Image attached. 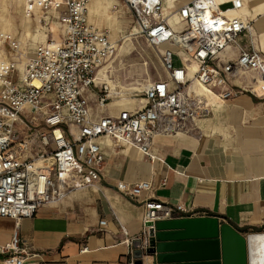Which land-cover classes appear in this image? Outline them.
Wrapping results in <instances>:
<instances>
[{
  "label": "built area",
  "instance_id": "built-area-1",
  "mask_svg": "<svg viewBox=\"0 0 264 264\" xmlns=\"http://www.w3.org/2000/svg\"><path fill=\"white\" fill-rule=\"evenodd\" d=\"M89 1L23 0L25 18L39 13L41 23L55 20L63 31L59 41L47 40L31 54L22 40L0 33V217L17 227L38 209L77 189L99 190L102 182L132 201L144 194L141 232L129 237L119 228L130 247L126 264H134V249L148 246L156 224L184 209L151 197L149 182L105 178L97 139L105 136L115 147L129 145L153 161L157 135L191 133L197 117L243 93L264 100V56L252 48L251 22L237 14L241 0H231L223 10L216 0H187L174 11L178 30L163 15L165 0H120L132 16L134 34L152 47H167L161 54L165 79L138 91V107L94 118L88 91L99 109L112 99L130 101L132 93L119 90L109 78L106 62L115 55L116 43L108 31L88 23ZM242 36L248 47L239 44ZM232 47L236 54L222 60L220 54ZM174 48L192 69L174 64ZM242 78L247 83L238 81ZM26 245L14 233L1 264H26L40 256Z\"/></svg>",
  "mask_w": 264,
  "mask_h": 264
},
{
  "label": "crops",
  "instance_id": "crops-1",
  "mask_svg": "<svg viewBox=\"0 0 264 264\" xmlns=\"http://www.w3.org/2000/svg\"><path fill=\"white\" fill-rule=\"evenodd\" d=\"M186 1L177 0L175 10ZM230 1L216 0V3L223 10L230 6ZM109 3L103 0L97 4L90 0L87 21L98 31H108L115 42L110 32L114 25L102 19ZM241 3L237 14L251 22L252 48L264 56V0H241ZM21 6L23 15V0ZM90 7L94 13L89 14ZM114 14H117L116 9ZM164 16L167 17L166 14ZM40 18L39 13L25 18L45 29L30 41L13 32L19 27L16 22L0 28L8 30L2 33L22 40L31 54L37 45L47 40L59 41L62 37V27L57 21L41 23ZM176 18L180 23L177 15ZM169 25L173 30L181 28V23L180 27ZM131 30L135 32L134 26L128 33L133 32ZM239 44L248 47V38L242 36ZM160 47L167 48L164 45ZM173 51L182 55L175 48ZM3 53L0 45V59ZM235 54L232 47L223 51L220 58L227 60ZM184 63L193 68L186 56L185 60L181 57L180 62L174 61L176 66ZM163 79L165 74L159 80ZM238 81L247 83V78ZM86 95L95 101V96L89 91ZM119 102L109 104L112 109L103 114L97 112L104 107L99 109L93 104L97 112L88 107L92 116L98 118L137 106L131 100ZM194 127L191 133L157 135L151 148L155 157L153 161L129 145L115 147L105 136L97 139L104 158L102 174L105 178L129 184L149 182L151 197L171 206L180 204L184 209V212L174 213L173 218L167 220V226L159 227L164 233L166 251L144 257L142 264H162L160 259L169 261L184 255L188 261L180 264L210 263V246H202L200 253L206 260L202 258L204 261L198 262L192 258L195 256L193 251L177 247L208 241L206 236L209 233H203L205 227L190 225L197 219H215L217 227L228 231L224 256H219L218 264H246L239 240L247 234H264V100L248 93L240 94L229 102L215 104L206 115L197 117ZM145 199L142 194L135 201L129 200L102 182L99 190L89 187L77 189L57 204L38 209L33 217L21 219L17 227L12 219L0 217V264L9 255L6 247L14 233L27 243V251L40 254L26 264H126L130 258V247L123 243L124 235L119 228L124 227L129 237L141 232ZM185 220H188L186 230L183 229ZM101 221L106 225L101 226Z\"/></svg>",
  "mask_w": 264,
  "mask_h": 264
},
{
  "label": "rangeland",
  "instance_id": "rangeland-1",
  "mask_svg": "<svg viewBox=\"0 0 264 264\" xmlns=\"http://www.w3.org/2000/svg\"><path fill=\"white\" fill-rule=\"evenodd\" d=\"M21 2L22 0H0V27L8 25L10 22H16V26L19 27L13 32L18 33L30 41L34 35L39 36L45 29L37 26L35 21H29L23 17ZM94 2L98 4L99 2H103V0H94ZM104 2L110 3L104 9L102 19L114 25V33L111 30L110 32L112 39L116 42L115 55L107 63L109 66V78L113 80L119 90L130 91L132 93L130 100L137 104L136 107H138V91L148 82L156 81L164 77L161 54L165 47H152L144 37L134 34V30L128 33L133 26L131 14L119 0H104ZM176 3L177 0L165 1L163 10L166 16L174 12ZM112 6H115L117 14H114L115 9ZM221 8L223 9L225 6ZM2 32H8V30L0 28V33ZM181 56L180 53L175 51L176 62L181 61ZM88 99L89 107L97 112V109L93 106V104L95 105L94 99ZM118 103H120L118 99H112L97 113H106L112 109L109 104L113 105ZM23 118L26 119L27 115H24Z\"/></svg>",
  "mask_w": 264,
  "mask_h": 264
},
{
  "label": "water",
  "instance_id": "water-1",
  "mask_svg": "<svg viewBox=\"0 0 264 264\" xmlns=\"http://www.w3.org/2000/svg\"><path fill=\"white\" fill-rule=\"evenodd\" d=\"M207 222H211L210 228L205 227V231L203 232L204 234H208L205 238L208 240L207 242H202V241H197L196 243L193 244H182L177 246L179 250L186 249L189 250V252L193 251L195 256L194 262L198 261H204L206 257L201 256V251L203 245H207L208 247L212 249V252L210 254V263L207 264H218L217 260L219 259V256H224V248L226 245V236L228 234V231L226 228H219L217 227V221L215 219H197L193 223H204L207 224ZM166 223H169L168 221H163L160 223L156 224V233L155 236L149 238L148 241V246L144 250H139V248H136L134 251V264H142L143 263V258L144 257H150L154 256L157 253H163L166 251L167 246H165L164 241H163V230H161L159 227L160 226H167ZM188 227V220H185L184 222V230ZM219 234V236H218ZM199 238V237H198ZM255 240L256 246L251 247L250 241ZM239 243H241L242 250L244 253V262L246 264H261L262 260H264V234L263 233H253V234H247L241 241L239 240ZM240 247V246H239ZM197 255V256H196ZM187 256V255H186ZM186 256H178V259H172L169 261H164L161 260L160 258V263L162 264H174L184 261Z\"/></svg>",
  "mask_w": 264,
  "mask_h": 264
},
{
  "label": "bare ground",
  "instance_id": "bare-ground-1",
  "mask_svg": "<svg viewBox=\"0 0 264 264\" xmlns=\"http://www.w3.org/2000/svg\"><path fill=\"white\" fill-rule=\"evenodd\" d=\"M94 13V11H93V9H91V7L89 8V14H91V13ZM165 15V14H164ZM177 18H176V15H175V13H172L171 15H168L167 16V20H168V22L170 23V24H172V25H175L176 24V26L177 27H180V23L176 20ZM114 31H115V28H113L112 29V32L114 33ZM112 35V34H111ZM41 38H45V35H41ZM182 59L183 60H185V56H184V54L182 53ZM191 66H192V64H191ZM209 223H211V222H207V224H197V223H193V222H190V225L191 226H203V227H207V228H210V224ZM250 245H251V247L253 248V247H255L256 246V242H255V240H251L250 241ZM263 264H264V261H263Z\"/></svg>",
  "mask_w": 264,
  "mask_h": 264
}]
</instances>
